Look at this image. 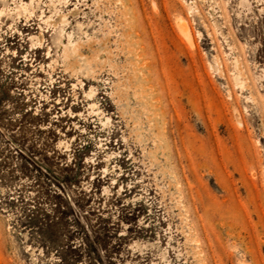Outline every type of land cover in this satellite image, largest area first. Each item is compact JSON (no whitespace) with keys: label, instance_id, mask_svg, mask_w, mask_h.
I'll return each instance as SVG.
<instances>
[{"label":"rangeland","instance_id":"1","mask_svg":"<svg viewBox=\"0 0 264 264\" xmlns=\"http://www.w3.org/2000/svg\"><path fill=\"white\" fill-rule=\"evenodd\" d=\"M0 264H264V0H0Z\"/></svg>","mask_w":264,"mask_h":264},{"label":"bare ground","instance_id":"2","mask_svg":"<svg viewBox=\"0 0 264 264\" xmlns=\"http://www.w3.org/2000/svg\"><path fill=\"white\" fill-rule=\"evenodd\" d=\"M59 19H60V17H59ZM57 22V21H56Z\"/></svg>","mask_w":264,"mask_h":264}]
</instances>
